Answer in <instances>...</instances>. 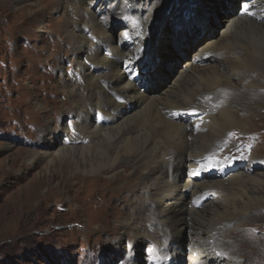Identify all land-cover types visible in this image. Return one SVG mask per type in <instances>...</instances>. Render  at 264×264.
I'll list each match as a JSON object with an SVG mask.
<instances>
[{
	"label": "bare ground",
	"instance_id": "bare-ground-1",
	"mask_svg": "<svg viewBox=\"0 0 264 264\" xmlns=\"http://www.w3.org/2000/svg\"><path fill=\"white\" fill-rule=\"evenodd\" d=\"M208 1L182 0L180 6V0H117L108 8L96 6L97 0H79L81 24L67 19L65 40L74 41L75 63L82 67L89 95L83 105L77 88L69 84L75 94L73 111L81 110L76 127L86 136L75 145L56 146L58 133L67 136V129L47 125L39 140L44 151L31 153L28 162L52 158L62 174L74 170L75 177L93 179L94 188L110 193L108 207L120 194L117 206L107 208L106 195L101 202L107 217L114 208L120 215L115 221L117 246L104 255L127 249L119 264H142L143 257L145 264H264V257L254 255H264L263 242L249 239L248 250L243 240L230 241L226 238L231 234L217 230L221 224L238 228L263 217L255 214L264 208V172L254 173L257 159L250 156L235 163L220 149L230 153L229 134L249 131L251 115L264 108V0H248L251 14L244 17L234 13L239 0H226L229 10L223 15H212ZM120 8L121 19L116 12ZM194 16L207 21V33L190 43L183 39L184 29L177 28L192 23ZM215 18L225 21L218 33L209 29ZM87 27L92 34L86 33ZM120 27L126 28L123 39L115 42L110 32ZM172 47L183 57L178 54L164 73L161 66ZM107 185L113 186L111 191L105 190ZM202 198L205 203L198 205ZM122 204L124 210L118 208ZM134 221L143 223L138 230ZM103 233L117 234L110 229ZM240 256L246 261L238 260Z\"/></svg>",
	"mask_w": 264,
	"mask_h": 264
},
{
	"label": "rangeland",
	"instance_id": "rangeland-1",
	"mask_svg": "<svg viewBox=\"0 0 264 264\" xmlns=\"http://www.w3.org/2000/svg\"><path fill=\"white\" fill-rule=\"evenodd\" d=\"M23 1L0 0V264H107L109 259L112 264H119L122 258H126L127 249L117 255H104L111 251V246H117L114 238L118 235L115 221L120 220V215L114 208L113 216L107 217L101 202L106 195L107 208L114 207V204L117 206L116 199L120 194L115 197V203L112 201L108 207L110 193L103 194L104 191L94 188L93 179H86L82 174L75 177L71 175L74 170L62 174L52 158L33 165L28 162L31 153L44 151L42 141L39 140L47 125L58 130L61 127L67 129V136L58 133L56 146L63 143L75 145L86 136L83 130L76 127L81 110L73 111L75 103L72 99H75V94L70 92V87L73 85L77 88L75 92L80 101L89 95L85 92L82 67L78 65L77 68L75 63L77 53L73 51L76 47L74 41L70 38L67 43L65 40L66 33L70 31L67 21H78L80 25L78 16L83 6L79 0H35L30 4ZM105 2H110L113 7L117 0ZM183 2L180 0V6ZM238 3L233 7L234 13L244 17L238 13L241 1ZM99 4L105 5L103 1L97 0L96 6ZM207 4L212 15H223L229 10L226 0H211ZM96 11L101 12L100 8ZM116 12L119 19L124 16L121 8ZM191 13L187 18H191ZM185 14L183 12L182 16L185 17ZM106 17L112 18L113 15L109 17L106 14ZM195 17L189 25L184 27V23H181L178 28L175 27V30L184 29L186 36L183 39L190 43L207 33V21ZM113 25L115 28L118 26ZM224 25L223 19L215 18L209 29L218 33ZM74 27L72 23L73 30ZM170 27L173 28V25L170 24ZM125 29L117 28L113 31L114 35L111 30L115 42L123 39ZM86 33L92 34L90 28H86ZM166 34L170 37L173 35L169 30ZM89 38L94 40V36ZM70 49L71 53L67 54ZM149 54L154 55L155 52L151 49ZM178 54L179 49L172 47L165 55L161 71H170ZM184 61H187V56L183 58ZM261 82V91L264 92V80ZM86 103L84 100L83 105ZM250 120L253 122L249 131L235 129L236 135L229 134L226 141L232 147L231 152L224 147L220 152L225 151L227 157L236 162L252 156L258 161L257 169L252 172L262 173L264 108L255 109ZM152 178L149 176L147 181L150 183ZM110 187L113 186L107 185L105 190L111 191ZM217 192L221 198V192ZM135 198L136 195H133V200ZM118 208L124 210L125 207L122 204ZM255 214L263 217L238 228L236 225L227 228L221 224L217 230H226L227 236H233L226 239L243 240L249 247L247 249L251 250L247 242L249 239L251 243L258 240L261 245L264 243V208L258 209ZM142 224L134 221L135 229L138 230ZM109 229L117 234L113 236L111 233H103ZM253 248L257 246L253 245ZM254 255L257 259L264 257L263 253L256 251ZM144 260L143 257L142 264H145ZM238 260L246 261V258L240 256Z\"/></svg>",
	"mask_w": 264,
	"mask_h": 264
},
{
	"label": "snow or ice",
	"instance_id": "snow-or-ice-1",
	"mask_svg": "<svg viewBox=\"0 0 264 264\" xmlns=\"http://www.w3.org/2000/svg\"><path fill=\"white\" fill-rule=\"evenodd\" d=\"M245 9H247V5H245Z\"/></svg>",
	"mask_w": 264,
	"mask_h": 264
}]
</instances>
